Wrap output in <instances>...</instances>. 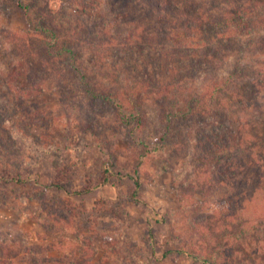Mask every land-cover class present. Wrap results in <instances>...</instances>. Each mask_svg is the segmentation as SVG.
<instances>
[{"label": "rangeland", "instance_id": "374dc122", "mask_svg": "<svg viewBox=\"0 0 264 264\" xmlns=\"http://www.w3.org/2000/svg\"><path fill=\"white\" fill-rule=\"evenodd\" d=\"M110 2L0 0V264H203L186 252L207 251L214 237L227 233L231 244L221 263L231 254L246 264L264 259V242L251 240L264 210L255 169L238 172L229 185L217 184L212 176L218 171L204 164L206 126H217V117L175 119L167 126L155 103L144 99L141 120L133 111L125 121L114 104L90 99L65 63L56 62L57 74L40 56L42 38L28 31V17L35 26L37 14L47 18L49 10L56 15L52 24L66 31L87 26L81 34L86 49L94 39L88 34H100L94 32L101 18L112 25ZM130 27L116 31L123 35ZM113 42L102 51L112 61L122 51ZM136 51L124 71L116 66L98 76V87L110 93L144 80L145 57ZM91 52L84 50L88 58ZM248 55L241 54L250 62ZM236 59L232 55L214 73L225 76ZM214 76L209 70L203 79ZM229 119L236 128L246 120ZM57 165L66 172L62 188L51 185ZM104 167L106 181L100 179ZM12 174L21 181H4ZM245 236L251 244L242 242Z\"/></svg>", "mask_w": 264, "mask_h": 264}, {"label": "trees", "instance_id": "16d2710c", "mask_svg": "<svg viewBox=\"0 0 264 264\" xmlns=\"http://www.w3.org/2000/svg\"><path fill=\"white\" fill-rule=\"evenodd\" d=\"M217 2L111 0L108 6L112 25L107 18H101V27L94 32L100 34H88L94 39L90 41V48L86 49L82 46L84 40L81 34L87 26L80 23L78 27L66 31L62 26L52 24L56 15L49 10L47 18L37 14L35 26L28 17V31L42 38L39 54L47 58H42L47 64H52L53 72L62 74L54 66L58 60L65 63V69L74 74V82L90 99L114 104L125 121L133 111L139 116V106L144 99L155 103L167 126L172 125L175 119L207 122L217 117V126L211 122L206 126L208 133L204 134L201 147L203 157L209 158L204 164L212 165L218 171L212 176L213 181L229 185L238 172L252 168L258 176L255 186L264 193V0ZM205 5L216 7L218 11L207 13ZM18 6L27 8L20 2ZM71 21V18L68 19L69 23ZM123 24L131 27L120 35L116 29ZM112 26L115 27L114 37L110 33ZM96 38H101L103 42H97ZM113 40L122 47L121 53L114 52V61L102 53L115 47ZM104 42L108 46L105 47ZM88 49L92 51L90 58L84 53ZM137 49L143 52L146 61L144 80L117 85L110 93L99 88L101 84L97 77L105 76L109 68L115 72L116 66L120 71L127 69L128 56H133ZM245 52H248L250 62L241 56ZM232 55L237 56L232 71L225 76L214 73ZM184 69L193 72L194 76L183 77V74H189L182 72ZM209 70L215 76L203 79ZM197 74L200 76L196 77ZM238 115L246 120L242 122L240 119L236 128L229 118ZM138 118L141 120L140 116ZM56 168L57 175L51 185L62 188L67 182L63 179L66 172L62 165ZM107 173L104 167L100 179L106 181ZM4 181L20 182L21 179L12 174L5 176ZM259 215L262 223L258 227L253 225L257 237L253 235L251 240L257 239L261 243L264 242V210ZM212 232L217 231L213 229ZM231 237L232 234L228 233L223 237H214L209 250L186 253L203 264H223L219 257L223 250L229 248ZM246 238L242 242L251 244ZM226 257L230 262L235 260L236 264H246L235 254ZM255 261L264 263V259L260 258H254L252 263L255 264Z\"/></svg>", "mask_w": 264, "mask_h": 264}]
</instances>
